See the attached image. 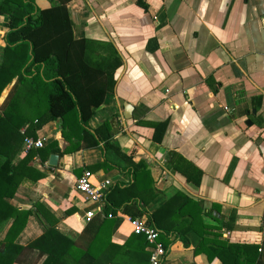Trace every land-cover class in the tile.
Masks as SVG:
<instances>
[{
  "label": "crops",
  "instance_id": "0c3cea01",
  "mask_svg": "<svg viewBox=\"0 0 264 264\" xmlns=\"http://www.w3.org/2000/svg\"><path fill=\"white\" fill-rule=\"evenodd\" d=\"M56 2L35 0L37 10ZM68 8L74 36L89 42L93 59L122 62L88 123L113 137L107 150L103 140L85 147L76 129L65 139L60 122L35 128L48 92L18 78L4 90L0 114L10 96L29 137L45 139V147L58 142L60 152L80 146L32 157L40 179H25L6 199L32 212L16 244L26 247L52 227L96 264H148V246L130 219L164 206L159 219L174 231L161 233L163 264H223L222 243L258 247L255 264H264V0H72ZM8 31L0 16V62ZM29 152L22 144L18 159ZM85 171L94 184L113 182L107 198L115 205L76 191ZM136 177V203L119 207ZM9 227L0 228V240ZM248 254L241 261L255 251ZM27 256L24 264L47 259Z\"/></svg>",
  "mask_w": 264,
  "mask_h": 264
},
{
  "label": "trees",
  "instance_id": "16d2710c",
  "mask_svg": "<svg viewBox=\"0 0 264 264\" xmlns=\"http://www.w3.org/2000/svg\"><path fill=\"white\" fill-rule=\"evenodd\" d=\"M71 1L57 0L49 8L42 10H37L35 0H3L0 3V16L9 19L4 58L0 62V97L16 78L18 84L27 85L33 91H47L48 110L38 120L35 128H41L50 122H60L65 139L70 140V132L74 133L73 130L76 129L79 133L76 137L85 142V147H97L103 140L105 148L109 150L112 134L106 133L103 136L101 130L93 132L88 128V123L93 117L94 109L101 107L107 94L113 91L116 72L122 62L117 57L94 60L90 55L89 42L75 38L68 8ZM17 115L16 106L9 96L0 114V157L6 159L3 164L0 163V228L10 224L0 240V264H24L29 256L27 253L32 255L29 258L32 261L47 256L44 264H96L97 259L89 251H76L74 242L61 236L52 227L26 247L16 244L32 212L14 208L6 199L16 195L25 179H40L42 174L37 173L30 165L32 157L36 154H49L51 151L63 155L65 152H75L80 147L73 145L65 152H60L58 142H53L45 148L30 151L25 158L19 160L20 148L29 136L24 130L29 125L27 121H18ZM137 183L136 177L119 207L124 204L127 207L132 203L131 207L136 203L135 195L130 191ZM111 197L108 196L107 199L113 204ZM163 207L150 216L138 209L131 217L145 218L160 233L170 234L174 231V226L167 227L159 219L165 208ZM136 236L145 239L142 235ZM61 243L63 245L59 246ZM145 245L148 246L146 239ZM220 246L223 264H229V261L233 264H255L258 259V247L227 243ZM251 250L255 251L253 259L241 261L242 256L246 255L247 258Z\"/></svg>",
  "mask_w": 264,
  "mask_h": 264
},
{
  "label": "built area",
  "instance_id": "2783aa9c",
  "mask_svg": "<svg viewBox=\"0 0 264 264\" xmlns=\"http://www.w3.org/2000/svg\"><path fill=\"white\" fill-rule=\"evenodd\" d=\"M45 139H34L26 137L23 143V150L25 152L34 149H42L45 147ZM113 182L110 180H103L99 184L93 183V174L90 171H85L81 178L77 181L76 191L85 195L90 201L98 205L106 203L108 191L112 188ZM134 233L145 237L148 243L150 252V259L148 264H163L167 258L168 251L166 246L160 240V231L148 223L145 219H130Z\"/></svg>",
  "mask_w": 264,
  "mask_h": 264
},
{
  "label": "water",
  "instance_id": "95a60500",
  "mask_svg": "<svg viewBox=\"0 0 264 264\" xmlns=\"http://www.w3.org/2000/svg\"><path fill=\"white\" fill-rule=\"evenodd\" d=\"M125 108H126L127 113H128V111L132 110V108L129 105H126ZM126 118L127 119L129 118L128 114H126ZM57 161H58V157L57 156H52L50 158V165H52V166L57 165Z\"/></svg>",
  "mask_w": 264,
  "mask_h": 264
}]
</instances>
